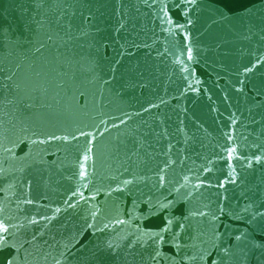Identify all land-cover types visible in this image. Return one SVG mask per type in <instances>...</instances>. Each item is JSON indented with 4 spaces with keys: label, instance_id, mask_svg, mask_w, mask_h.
<instances>
[{
    "label": "water",
    "instance_id": "water-1",
    "mask_svg": "<svg viewBox=\"0 0 264 264\" xmlns=\"http://www.w3.org/2000/svg\"><path fill=\"white\" fill-rule=\"evenodd\" d=\"M0 264H264V0H0Z\"/></svg>",
    "mask_w": 264,
    "mask_h": 264
}]
</instances>
